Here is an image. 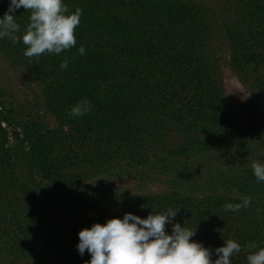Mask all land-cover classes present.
I'll return each instance as SVG.
<instances>
[{
  "label": "trees",
  "instance_id": "1",
  "mask_svg": "<svg viewBox=\"0 0 264 264\" xmlns=\"http://www.w3.org/2000/svg\"><path fill=\"white\" fill-rule=\"evenodd\" d=\"M64 2L83 13L70 50L29 59L0 40L31 91L14 106L0 90V264H85L81 229L169 208L213 252L238 241L231 264H246L264 247V0ZM14 15L23 29L30 12ZM226 71L250 97L241 116ZM85 97L91 111L70 117Z\"/></svg>",
  "mask_w": 264,
  "mask_h": 264
},
{
  "label": "clouds",
  "instance_id": "2",
  "mask_svg": "<svg viewBox=\"0 0 264 264\" xmlns=\"http://www.w3.org/2000/svg\"><path fill=\"white\" fill-rule=\"evenodd\" d=\"M21 7L30 12L23 29L14 15ZM82 9L70 10L64 0H9L7 10L0 16V40L7 39L13 45L23 43V55L29 59L43 54L59 55L77 44L75 30L80 24ZM80 55L86 48L80 45ZM70 58L60 62V69L68 68ZM92 109L91 101L82 98L69 110L70 117H83ZM252 171L256 183H264V163L253 162ZM252 197L241 203H225V212L239 213L249 208ZM180 208L150 212L141 218L131 212L123 218L113 217L104 224L93 223L90 228L78 232V253L85 252L90 260L85 264H231L234 254L242 251L234 239H224V244L212 249L193 240L197 231L175 222ZM185 224V223H184ZM171 225V234L166 226ZM217 258L213 261L212 256ZM246 264H264V247L249 251Z\"/></svg>",
  "mask_w": 264,
  "mask_h": 264
},
{
  "label": "rangeland",
  "instance_id": "3",
  "mask_svg": "<svg viewBox=\"0 0 264 264\" xmlns=\"http://www.w3.org/2000/svg\"><path fill=\"white\" fill-rule=\"evenodd\" d=\"M22 73L23 72H21L19 69H15V67H11L10 64L6 62L5 58L0 54V90L4 92L6 98L14 106L17 105V103H23L26 99L31 98V91L29 90V85L26 82V78L23 76ZM224 80H225L224 84L226 90L233 96L235 100V104L239 108V115L241 116L243 114V111L241 110L243 109L242 106L243 105L245 106V103L249 96L247 95L248 96L247 97L246 95L243 94L245 92L242 91V89L237 84L236 80L232 77L230 72L227 71L224 72ZM237 129H241L245 131L244 128H237ZM255 129L256 128H248V132L252 134L253 137H257V134H260L257 132L259 128L256 131ZM260 129H264V128H260ZM261 132H264V130H261ZM244 133H246V131ZM258 143L261 142L257 141V145ZM263 150L264 147L262 150H260V152L263 153ZM260 152L255 154V159H253V161L257 162V158L260 157ZM196 169L201 170L199 166H197Z\"/></svg>",
  "mask_w": 264,
  "mask_h": 264
}]
</instances>
